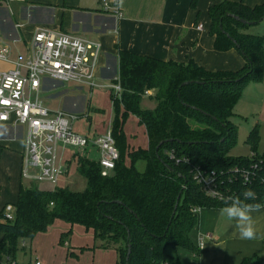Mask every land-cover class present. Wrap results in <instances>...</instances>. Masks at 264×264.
<instances>
[{
    "label": "trees",
    "instance_id": "16d2710c",
    "mask_svg": "<svg viewBox=\"0 0 264 264\" xmlns=\"http://www.w3.org/2000/svg\"><path fill=\"white\" fill-rule=\"evenodd\" d=\"M209 14L215 50H237L245 66L236 72H210L192 60L165 62L120 50L123 92L121 99L111 94V131L120 153L114 172L103 177L98 161L77 155V171L87 182L85 191H44L35 184L21 185L15 220L5 221L0 212V264L16 261L19 241L25 243L47 232L57 220L92 230L101 248L118 252V264H166L169 249L199 256L190 239L199 222L193 210L223 204L196 184L195 168L216 173L226 196L252 189L257 199L247 202L264 205L259 128H253L247 138L254 157L229 155L238 137L235 107L246 82L262 78L264 72V36L247 33L251 26L230 15L258 25L264 18V4L251 8L243 2L224 1L211 7ZM146 92L153 93L149 98L156 101L154 109L143 108ZM131 115L145 128L148 149L126 154L125 125ZM164 141L170 142L161 145ZM256 163L250 182L230 176L235 167L250 168Z\"/></svg>",
    "mask_w": 264,
    "mask_h": 264
},
{
    "label": "crops",
    "instance_id": "0c3cea01",
    "mask_svg": "<svg viewBox=\"0 0 264 264\" xmlns=\"http://www.w3.org/2000/svg\"><path fill=\"white\" fill-rule=\"evenodd\" d=\"M224 1L239 2V0H119L123 18L120 21L119 34L114 35L108 33L103 27L107 22V17L102 13V0L12 2L10 4L12 15L8 12L7 4L1 0L0 42L2 45L13 47L15 53H22V49L25 48L27 51L30 47L37 30L47 29L100 43L102 55L95 77V83L99 86L110 84L113 77L119 73L120 50L165 62L187 63L192 60L210 72L239 71L246 63L243 56L234 49L228 52L216 51L214 48L215 37L210 33V9ZM14 24L21 26L22 43L18 45H14L11 41ZM200 25L203 26L201 30L198 29ZM75 89H77L76 85L56 91L43 90L40 93V99L41 95H45L48 100L64 95L67 100L66 106L60 111L68 114H82L84 99L88 100V98L87 96L69 97L70 92L85 88ZM86 89L90 91V94H93L95 90L88 87ZM96 89L108 91V96H111L108 89ZM149 97L148 99H150ZM108 101L110 108L111 100L108 99ZM253 102L259 106L256 112L252 113L259 124L254 120L247 133L258 127L261 140H263L264 96L258 97ZM237 106L234 110L236 117L239 116ZM46 107L50 109L48 105ZM87 109L92 110L90 99L86 104L85 111ZM113 119L114 110L112 121ZM81 120H85V117L75 121L73 125L75 131L77 130L76 124ZM130 120L131 122L134 120L138 129L142 128V134L147 138L145 128L139 126L138 119L131 115L125 125V134L129 136V143L132 140L131 134L127 131ZM89 121L90 118L88 119L90 125L88 132L82 133L78 130L76 132L83 136H95L94 138L105 134L106 131L96 135L97 133L92 130V123ZM112 121L110 120V125H112ZM23 150L24 144L21 140L13 141L2 132L0 133V186L2 189L0 211L9 203H17L21 185L28 186L24 184L22 178ZM258 154L264 157V154L261 155L259 152ZM76 161L75 154L68 156L63 151L60 154L59 149V162L66 167V171L60 183L55 186L56 188H66L67 179L65 176H69L72 170L78 172ZM252 216L257 237L253 240H243L235 226L236 222L229 220L226 215H222L220 208H203L199 213L198 225L190 236L192 244L199 251V256L184 249H169L166 262L171 264H244L248 260H251L252 263L260 260L261 264H264V208L253 213ZM201 240L205 245L203 248L200 247ZM25 245L24 243L23 247ZM31 256H34L33 253ZM36 259L38 258L36 257Z\"/></svg>",
    "mask_w": 264,
    "mask_h": 264
},
{
    "label": "built area",
    "instance_id": "2783aa9c",
    "mask_svg": "<svg viewBox=\"0 0 264 264\" xmlns=\"http://www.w3.org/2000/svg\"><path fill=\"white\" fill-rule=\"evenodd\" d=\"M2 1L7 4L10 15L12 2H26V0ZM101 8L107 17L104 29L110 34L118 35L120 21L123 18L119 0H102ZM13 27L11 41L18 45L22 43L21 26L14 24ZM198 29H203V26L200 25ZM13 55V47L2 45L0 42V62L10 66L7 70L0 69V133L10 140H21L24 144L22 178L57 186L66 171V167L59 162L60 144L78 149L89 146L96 148L101 175L109 177L120 159L119 149L111 131L97 138H90L80 135L73 128L75 121L86 113L88 100L84 99L82 114H68L63 111L54 113L40 99L43 90L56 91L67 88L70 84H75L81 89L85 87L91 90L108 89L113 97L121 99L123 89L119 73L108 85L99 86L95 83L102 55L101 44L80 36L39 29L27 49V54L17 52L15 58ZM150 94L146 92L147 97ZM256 168L257 163L250 168L235 167L231 170L230 176L240 177L247 183L253 178ZM193 179L208 197L221 201L219 195H225L216 173L195 168ZM1 197L0 186V199ZM201 210L196 208L193 211L199 214ZM2 212L5 221L15 220L16 207L13 204L5 205ZM5 264L18 263L9 260ZM34 264L42 262L36 259Z\"/></svg>",
    "mask_w": 264,
    "mask_h": 264
},
{
    "label": "rangeland",
    "instance_id": "374dc122",
    "mask_svg": "<svg viewBox=\"0 0 264 264\" xmlns=\"http://www.w3.org/2000/svg\"><path fill=\"white\" fill-rule=\"evenodd\" d=\"M240 2H243L246 6H256L264 3V0H239V2L233 3ZM247 33L264 36V22L251 26L247 30ZM21 51L23 54H27L25 48ZM15 56L16 53L14 52L13 58H15ZM9 68L10 66L8 64L0 62L1 70H7ZM74 85L75 84H70L68 87ZM75 90L79 89L77 88ZM107 92L108 91L95 89L94 93L90 94V91L86 89V87L84 90L70 92L69 97L77 98L78 96H87L88 102L89 99L91 100L92 110L87 109L86 113L81 115V118L85 117V120H81L76 124V128L79 132H88V127L90 126L88 123L89 118L92 123V130L96 131V135L102 134L105 131H111V128L109 127L111 126L110 120L112 121L113 117V101L111 96H108ZM262 95L264 96V72L262 78L248 80L243 89V94L237 106L239 116L233 119V122L238 126V137L236 144L229 152L231 157L238 158L246 156L252 158L251 148L247 144V137L249 135L247 132H249L254 120L259 124V121H257L252 114L253 112H256L259 106L253 101ZM65 98L64 95H61L57 98L48 100L45 95H41V100L46 106L48 105L54 113L64 109L67 101ZM108 99L111 100L110 108ZM99 105L102 107H98ZM155 106V99H148V97L145 98L143 102L144 109H154ZM133 121L134 120L131 122L130 120L128 129L126 128L129 134H131L132 139L129 143V136H126V154L139 148L148 149L147 138L142 134V128L139 127L138 129V125ZM94 137L95 136L90 138ZM59 149L60 154L63 151L68 156L70 154H75V156H86V158L92 161H98L99 159L96 149L91 146L84 149H78L73 146H64L60 144ZM258 152L261 155L264 154V139L260 141ZM126 161L128 162V159H126ZM70 173L69 176H65L67 179L66 188L74 192L85 191L87 187L86 180L78 172L72 170ZM23 182L28 186L35 184L39 189L44 191H52L56 188L50 183H38L29 180H24ZM15 204L16 203L13 205ZM25 244L26 245L23 247V240L19 241L18 251L16 252V260L18 264H34L36 257L42 262V264H118L121 260L120 255L116 250L101 248L102 242L95 237L92 230H88L82 225L70 224L62 220H57L47 232L37 234L32 240H25ZM32 253L34 256H31ZM1 264H5V261H2Z\"/></svg>",
    "mask_w": 264,
    "mask_h": 264
},
{
    "label": "clouds",
    "instance_id": "9594fccd",
    "mask_svg": "<svg viewBox=\"0 0 264 264\" xmlns=\"http://www.w3.org/2000/svg\"><path fill=\"white\" fill-rule=\"evenodd\" d=\"M219 199L223 204V207L220 208V213L226 215L229 220L236 222L235 226L239 231L240 238L243 240L256 239L257 233L252 214L261 211L264 205L261 203L247 202L257 199L255 191L246 189L240 195H219ZM204 246L201 240L200 247L203 248Z\"/></svg>",
    "mask_w": 264,
    "mask_h": 264
},
{
    "label": "water",
    "instance_id": "95a60500",
    "mask_svg": "<svg viewBox=\"0 0 264 264\" xmlns=\"http://www.w3.org/2000/svg\"><path fill=\"white\" fill-rule=\"evenodd\" d=\"M230 17H232V18H234L235 20H237V21H239L240 23H242V24H248V25H250V26H254L255 25V23H247L245 20H242V19H240V18H238L237 16H234V15H230ZM264 21V18L260 21V23H262ZM189 82H187V83H185V84H188ZM190 83H192V82H190ZM167 142H170V141H164V142H162L161 143V145H163V144H165V143H167ZM130 250H129V253H128V258H129V256H130Z\"/></svg>",
    "mask_w": 264,
    "mask_h": 264
}]
</instances>
